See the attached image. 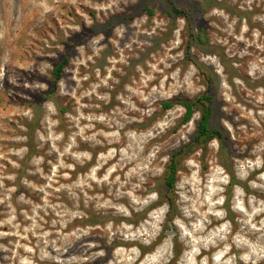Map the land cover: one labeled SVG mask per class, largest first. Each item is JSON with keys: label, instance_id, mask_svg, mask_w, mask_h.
<instances>
[{"label": "rangeland", "instance_id": "374dc122", "mask_svg": "<svg viewBox=\"0 0 264 264\" xmlns=\"http://www.w3.org/2000/svg\"><path fill=\"white\" fill-rule=\"evenodd\" d=\"M188 50L213 74V126L232 153L213 139L182 161L169 221L165 169L200 112L183 123L184 106L163 103L207 89ZM257 260L264 0H0V264Z\"/></svg>", "mask_w": 264, "mask_h": 264}, {"label": "trees", "instance_id": "16d2710c", "mask_svg": "<svg viewBox=\"0 0 264 264\" xmlns=\"http://www.w3.org/2000/svg\"><path fill=\"white\" fill-rule=\"evenodd\" d=\"M173 10L177 14H184L183 11L177 7H174ZM185 18L188 20V24L190 25L189 17L186 15ZM201 37L203 36L199 34L200 40ZM186 54L189 60L194 61L203 77L207 80V89L201 96L196 97L194 100H184L177 98L163 103L164 109H169L176 103L182 104L185 108V113L182 118L183 123L191 120L195 111L200 112V120L198 122L197 131L193 139L190 140L188 143L183 144L179 149L171 153L168 164L165 169V189L164 191L159 192V197L160 200L165 201L168 204L167 217L169 221H171V217H173L177 213L175 185L177 182V173L180 169L182 161L186 159L196 149L205 148L208 142L213 139H216L219 142L222 154H224L225 156H229V154L232 153V149H230V147L228 146L229 139L225 131L221 128L213 126V94L211 93V83L213 81V74L210 73V71H206L207 68L205 65L200 64L196 60H194L189 50ZM67 62L68 58L65 57L60 63H57L55 65L53 70L54 78L51 84V88L48 92L49 95H53V93L55 92L58 83L63 76V71ZM223 166L225 167V165ZM228 170L230 171V169ZM230 176L232 178V182H238L232 172L230 173ZM169 221H167V223L165 224V229L169 227ZM176 248L177 243L175 242L173 247L174 251H176Z\"/></svg>", "mask_w": 264, "mask_h": 264}, {"label": "bare ground", "instance_id": "6f19581e", "mask_svg": "<svg viewBox=\"0 0 264 264\" xmlns=\"http://www.w3.org/2000/svg\"><path fill=\"white\" fill-rule=\"evenodd\" d=\"M262 172H263V171H262ZM214 184H215V183H214ZM206 185H207V184H206ZM210 185H211V184H210ZM243 185H244V184H243ZM215 186H216V185H215ZM205 187H206V186H205ZM210 188H211V187H210ZM230 189H231V187H230ZM246 191H247V190H246ZM227 192H229V191H227ZM249 192H251V191H249ZM253 192H254V191H253ZM195 193H196V192H195ZM197 193H198V192H197ZM219 193H220V191H219ZM217 194H218V193H217ZM214 195H215V194H214ZM227 195H228V193H227ZM227 195H226V196H227ZM196 196H197V195H196ZM198 197H199V196H198ZM199 198H200V197H199ZM251 199H252V198H251ZM217 200H218V199H217ZM228 200H229V199H228ZM194 202H195V201H194ZM204 202H205V201H204ZM248 202H249V201H248ZM253 202H254V201H253ZM203 204H204V203H203ZM208 204H210V203H208ZM206 206H208V205H206ZM216 206H217V205H216ZM216 206H215V207H216ZM218 206H219V205H218ZM209 207H210V206H209ZM209 207H208V208H209ZM199 209H201V208H199ZM228 209H229V208H228ZM210 210H211V209H210ZM250 210L252 211V208H251ZM214 211H215V210H214ZM223 211H224V210H223ZM251 211H250V212H251ZM215 212H216V211H215ZM220 212H221V211H220ZM211 213H212V212H211ZM251 213H252V212H251ZM213 214H214V213H213ZM230 214H232V213H230ZM203 215H204V214H203ZM232 215L234 216V214H232ZM207 216H208V215H207ZM216 216H218V215H216ZM220 216H222V215H220ZM220 216H218V217H220ZM225 216H226V214H225ZM228 216H229V215H228ZM253 216H254V215H253ZM184 217H185V216H184ZM223 217H224V216H223ZM250 217H251V216H250ZM248 218H249V217H248ZM210 219H211V217H210ZM251 219H252V217H251ZM207 220H208V219H207ZM212 220H213V218H212ZM232 220H233V219L231 218V221H232ZM197 222H198V220H197ZM204 222H205V221H204ZM209 222H210V220H209ZM232 222H233V221H232ZM194 223H195V222H194ZM198 223H199V222H198ZM218 223H219V222H218ZM192 224H193V223H192ZM233 224H234V223H233ZM245 224H246V223H245ZM197 225H198V224H197ZM202 225H203V224H202ZM212 225H213V224H212ZM241 225H242V224H241ZM234 226L236 227V225H234ZM245 226H247V225H245ZM195 227H196V226H195ZM247 227H249V226H247ZM192 228H193V227H192ZM231 228H232V227H231ZM201 230H202L201 228H200V229H195V228H194V231L197 232V233L201 232ZM229 230H230V229H229ZM205 231H206V230H205ZM224 231H226V230H224ZM228 232H229V231H228ZM197 233H196V234H197ZM224 233H225V232H224ZM245 233H246V232H245ZM215 234H216V233H215ZM215 234H214V235H215ZM221 234H222V233H221ZM227 234H228V233H227ZM163 235H164V234L162 233V236H163ZM208 235H209V233H208ZM211 236H212V235H211ZM216 236H217V235H216ZM193 237H194V236H193ZM196 237H197V235H196ZM214 237H215V236H214ZM160 238H161V235H160ZM191 238H192V237H191ZM195 239H196V238H195ZM195 239H192V240L195 241ZM214 240H215V239H214ZM222 240H223V239H222ZM222 240H221V241H222ZM199 241H200V240H199ZM202 241H203V240H202ZM216 241H217V239H216ZM216 241H215V242H216ZM223 241H225V239H224ZM195 242H196V241H195ZM197 242H198V241H197ZM211 242L213 243V241H211ZM212 243H211V245H212ZM200 244H201V243H200ZM215 244H216V243H215ZM208 245H209V244H208ZM208 245H205V248H206V246H208ZM213 245H214V244H213ZM201 247H202V246H201ZM201 247H200V248H201ZM203 248H204V247H203ZM209 248H210V247H209ZM206 249H207V248H206ZM206 249H205V250H206ZM242 249H243V248H242ZM256 262H257V264H261V263H258V262H259L258 260H257ZM239 263H240V262H239ZM235 264H236V263H235ZM237 264H238V263H237ZM240 264H242V263H240ZM243 264H244V263H243Z\"/></svg>", "mask_w": 264, "mask_h": 264}]
</instances>
